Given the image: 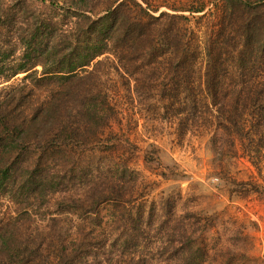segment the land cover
<instances>
[{"label":"rangeland","instance_id":"obj_1","mask_svg":"<svg viewBox=\"0 0 264 264\" xmlns=\"http://www.w3.org/2000/svg\"><path fill=\"white\" fill-rule=\"evenodd\" d=\"M149 1L186 8L202 2ZM218 1L203 0L204 16L189 17L190 47L195 42L200 47L188 67L200 83L207 68L228 74L217 83L230 91L242 81L231 51H218L224 32L217 20ZM87 4L101 8L98 0ZM3 6L0 76L21 63L26 54L22 39L37 27L42 30L44 21L60 23L62 13L48 0H0ZM160 11L172 14L166 8ZM149 43L146 40L143 48ZM31 57L28 64H35L29 72L0 77L3 119L19 121L34 114L52 94L50 81L34 86L44 57ZM156 61L142 54L140 60L127 57L112 66L99 65L74 88L75 96L68 97L66 105L75 106L76 117L71 124L61 120L66 128L56 139L65 140L61 149L36 143L23 151V165L29 161L32 167L40 163V168L30 173V188L18 189L16 184L28 173L15 166L0 192V264H132L141 259L148 264H181L172 255L177 247L188 246L201 247L204 256L192 257L203 264H264V150L260 153L258 147L262 140L253 137L245 146L242 138L217 129L213 108L194 121L189 114L178 125L173 101L159 96V82L169 77L170 66L166 61L156 66ZM263 69L256 64L247 85L255 108L261 104L256 94L264 84ZM26 74L33 76L24 79ZM73 99L76 102H70ZM103 101L110 122L98 123L94 109ZM231 103L232 97L225 100L226 110H231ZM237 109L246 115L243 106ZM42 134L32 133L31 139ZM250 146L263 157L260 170L244 155ZM142 200L155 203L151 227L140 226ZM149 232L152 240L140 241V234Z\"/></svg>","mask_w":264,"mask_h":264},{"label":"trees","instance_id":"obj_2","mask_svg":"<svg viewBox=\"0 0 264 264\" xmlns=\"http://www.w3.org/2000/svg\"><path fill=\"white\" fill-rule=\"evenodd\" d=\"M48 1L51 8L62 10L59 15L60 23L44 21L42 30L37 27L34 29L35 32L32 31L23 38L21 43L26 54L20 59L21 63L0 76L8 79L20 72H29L35 62L31 67L28 63L32 59L31 56L35 55V57H44V61L40 76L32 81L34 86L49 81L52 85L50 88L52 94L45 100L43 106L34 111V114L19 121L0 117V192L6 189L5 184H8L11 170H14L15 166L28 173L27 179L23 176L24 182H18L15 188L25 186L30 188L28 181L30 173L36 174L40 168V163L32 167L29 161L23 165L25 161L22 153L29 151L31 145L37 143L39 147L61 149L65 140H56L66 131L61 120L64 118L71 124L75 122L76 117L75 106L70 108L66 102L68 97L75 96L74 88L78 87L81 80L96 72L99 65L112 66L115 60L127 59V57L140 60L142 54L151 56L152 60L157 58L154 62L156 66L163 61L168 62L171 71L166 74L169 77L162 82L160 80L161 86L156 84L155 87H161L159 96L162 99L167 96L168 101H173V109L180 118L178 125L181 119L185 120L189 114L194 121L199 115L206 113L204 110L208 112L213 108L211 113L217 129L232 133L239 139L242 138L245 146L252 142L253 137L259 136L262 140L258 145L260 153L264 150V84L255 83L262 87V91L256 94L260 96L258 100L261 103L260 108H255L252 104L254 100L252 90L247 86L255 65L264 67V0H220L215 4L216 9L221 10L217 20L224 31L220 36L222 42L218 51L222 50V53H225L224 49H229L232 61L237 60L236 64L240 67L238 73L242 84L229 88L230 91L217 83L220 78H226L228 74L225 76L220 71L207 68L201 78L203 82L200 83L195 70L188 67L196 58L200 47L198 42L194 43L192 49L190 47L189 17L192 18L194 14L204 16L206 4L203 0L195 8H186L183 5L177 7L163 2L153 4L149 0H98L101 5L98 10L87 4L89 0ZM161 8H166L172 14L160 11ZM4 9L5 6L0 8V12ZM146 40L150 43L143 48ZM216 40L217 33L212 43L215 44ZM44 41L46 43L43 45V50H40ZM203 50L205 51V47ZM99 58L102 59L97 60L88 71L90 64ZM211 64L212 62L208 67ZM232 74L233 72L230 78ZM32 76L33 74H26L24 79ZM229 97H232L231 110H226L224 103ZM71 101L76 102V99ZM240 105L244 107L241 110L246 111L244 117L237 112V106ZM95 107V121L110 122L108 117L106 118L108 108L105 102L103 101L99 108L97 104ZM164 107L165 105L162 104L161 108ZM43 112L45 113L42 114ZM183 113L186 115L182 116ZM232 113L234 118L231 117ZM60 127L63 128L54 133V130ZM182 129L178 126L179 132ZM40 132L43 134L37 137V140L31 139L32 133ZM250 148V151L244 155L257 170H260L259 163L263 161V157L259 152L255 153L251 146ZM45 153L47 152L44 151L40 155L44 156ZM154 206V202L147 203L146 200L140 202V216H138L140 226L154 225L152 224L156 218ZM148 240H152L150 232L140 234V241ZM188 247L186 248L188 250H185V247H177L172 258L181 261V264H203V261L192 257L194 253L198 254V257L204 256L201 247ZM132 264L148 263L141 259Z\"/></svg>","mask_w":264,"mask_h":264}]
</instances>
